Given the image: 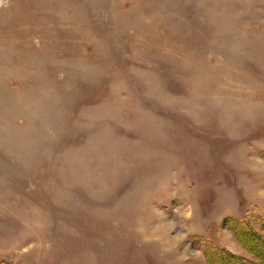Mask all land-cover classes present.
<instances>
[{"label":"rangeland","instance_id":"rangeland-1","mask_svg":"<svg viewBox=\"0 0 264 264\" xmlns=\"http://www.w3.org/2000/svg\"><path fill=\"white\" fill-rule=\"evenodd\" d=\"M231 219L264 234V0H0V264L263 257Z\"/></svg>","mask_w":264,"mask_h":264},{"label":"trees","instance_id":"trees-1","mask_svg":"<svg viewBox=\"0 0 264 264\" xmlns=\"http://www.w3.org/2000/svg\"><path fill=\"white\" fill-rule=\"evenodd\" d=\"M230 222L231 227H233L235 230L236 239L242 245H244V247H249L251 249V246L247 243L249 239H252L251 243L252 241L257 242L261 240V238L264 240V234L258 235L259 232L254 231L248 221L240 219H231ZM251 253L255 256L256 261L249 262L250 264H264V256L262 257L260 254L252 251ZM205 256L207 258L208 264H226L225 261H232V263L238 262L239 264H242V260L229 255L226 250L216 247L212 244H208V246L206 247Z\"/></svg>","mask_w":264,"mask_h":264}]
</instances>
